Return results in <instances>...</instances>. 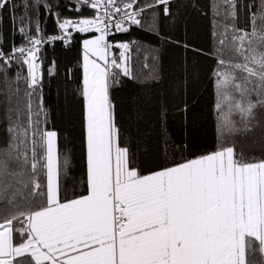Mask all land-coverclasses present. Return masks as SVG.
Returning <instances> with one entry per match:
<instances>
[{
    "label": "snow or ice",
    "instance_id": "6c2138e0",
    "mask_svg": "<svg viewBox=\"0 0 264 264\" xmlns=\"http://www.w3.org/2000/svg\"><path fill=\"white\" fill-rule=\"evenodd\" d=\"M172 2L76 0L94 10V17L58 19L60 34L47 37L39 20L33 35L31 20L20 17L26 46L0 48L4 83L10 86L13 62L27 66V75L18 71L13 81L24 80L27 104L16 110L14 121L7 117L9 137L0 147V264H264V145L259 157L244 145L257 128L264 138V120L257 117L258 110L264 112V0L243 5V26L237 23L240 0L210 4L213 150L190 153L186 143L165 138L163 156L149 167L118 124L110 89L124 77L133 78L130 52L137 42L109 37L145 27L143 13L149 9L162 5L163 15L170 16ZM9 5L13 11L18 7L15 0H0V12ZM19 7L27 13L49 5L22 0ZM149 30L158 34L155 11ZM72 32L98 33L83 40L80 190L69 187L75 179L70 155L60 151L58 132L46 127L39 55L44 44H69ZM55 70L52 62L48 74Z\"/></svg>",
    "mask_w": 264,
    "mask_h": 264
},
{
    "label": "trees",
    "instance_id": "16d2710c",
    "mask_svg": "<svg viewBox=\"0 0 264 264\" xmlns=\"http://www.w3.org/2000/svg\"><path fill=\"white\" fill-rule=\"evenodd\" d=\"M152 0H140L151 3ZM217 0H173L171 15L165 17L159 9H149L143 13L145 27L131 26L128 33H117L112 40L136 41L130 52V68L133 78H122V82L110 89L111 99L116 106L117 121L126 138L137 146L138 155L151 166L157 157H162L165 138L177 143H186L190 153H205L214 149L216 144L213 118L211 116L212 88L208 76L214 66L210 50L213 49V8L210 4ZM249 0H240L238 26L245 22L244 4ZM18 6L14 11L0 12V48L5 52L12 46L25 44L20 33L21 16L31 20L29 32L35 34V22L39 20L45 37L58 34L57 20L77 17L93 18L94 10L80 7L76 0H41L48 8L30 9L27 13L22 0H15ZM79 7L80 10L75 9ZM157 12L158 34L149 30L152 12ZM223 23L221 17H217ZM28 20L25 21L27 23ZM128 26V25H125ZM222 30V29H220ZM96 35V34H94ZM93 35L75 33L65 45L62 41L44 44L39 53L41 64V93L44 106L48 111L49 129L59 134V147L62 153L70 155L71 175L69 187L77 185L85 174L84 165V103L78 89L82 83L83 40ZM179 42V43H177ZM184 44L190 46L188 50ZM137 47L140 49L137 51ZM202 49L205 54L198 55L191 49ZM115 54L119 50L115 49ZM153 57H158L153 60ZM40 61H38L39 63ZM52 62L56 64L53 75L47 69ZM145 64L148 67H145ZM27 75V66L13 62L8 70L9 84L0 79V147L9 137L8 116L15 120L16 110L23 111L27 104L23 79L17 83V72ZM158 79H151V75ZM19 87V93L16 88ZM11 96V101L8 97ZM36 97H33L35 104ZM187 104V111L184 106ZM9 109H12L9 113ZM166 110V111H165ZM258 119L264 120V112H257ZM255 141V143H253ZM245 151L256 156L261 155L264 138L257 128L244 141ZM171 153V149L169 150ZM2 221V217H0Z\"/></svg>",
    "mask_w": 264,
    "mask_h": 264
},
{
    "label": "built area",
    "instance_id": "2783aa9c",
    "mask_svg": "<svg viewBox=\"0 0 264 264\" xmlns=\"http://www.w3.org/2000/svg\"><path fill=\"white\" fill-rule=\"evenodd\" d=\"M162 6V5H161ZM163 7V6H162ZM69 19H74V20H79V19H81V18H77V17H71V18H69ZM70 31H71V29H70ZM75 33H77V32H72V35L73 34H75ZM60 33H58V34H55V35H59ZM79 34H83V35H94V34H98V33H94V32H92V33H79ZM109 40L111 41L112 40V36H110L109 37ZM56 42H58V41H56ZM56 42H54V43H56ZM63 42V41H62ZM54 43H49V44H54ZM64 43V42H63ZM65 44V43H64ZM21 46H26V43L25 44H20V45H18L17 47H21ZM44 45H42L41 46V48L43 47ZM113 52L115 53L116 51H115V49H113Z\"/></svg>",
    "mask_w": 264,
    "mask_h": 264
},
{
    "label": "rangeland",
    "instance_id": "374dc122",
    "mask_svg": "<svg viewBox=\"0 0 264 264\" xmlns=\"http://www.w3.org/2000/svg\"><path fill=\"white\" fill-rule=\"evenodd\" d=\"M96 35H98V34H96ZM93 36H94V35H93ZM89 38H92V36L88 37L87 39H89Z\"/></svg>",
    "mask_w": 264,
    "mask_h": 264
}]
</instances>
